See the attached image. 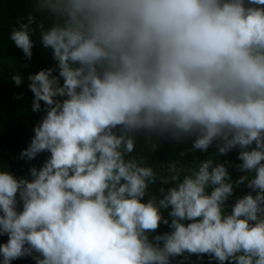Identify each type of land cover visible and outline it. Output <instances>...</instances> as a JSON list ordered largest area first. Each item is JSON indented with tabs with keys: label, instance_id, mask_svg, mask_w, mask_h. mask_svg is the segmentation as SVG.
Here are the masks:
<instances>
[{
	"label": "clouds",
	"instance_id": "1",
	"mask_svg": "<svg viewBox=\"0 0 264 264\" xmlns=\"http://www.w3.org/2000/svg\"><path fill=\"white\" fill-rule=\"evenodd\" d=\"M39 7L56 21L39 27L59 71L28 76L32 110L42 101L46 114L20 155H50L30 168V180L0 171V235L8 237L0 264L25 256L35 264H170L185 253L264 264V0H39ZM33 21L29 15L10 33L28 59ZM140 131L177 141L194 135L200 151L218 142L221 155L239 148L236 167L254 174L235 183L255 195L226 214L233 183L211 158L183 177L175 164L158 177L129 155ZM158 178L176 186L145 202ZM169 208L170 222L161 211ZM162 223L171 231L150 240Z\"/></svg>",
	"mask_w": 264,
	"mask_h": 264
},
{
	"label": "trees",
	"instance_id": "2",
	"mask_svg": "<svg viewBox=\"0 0 264 264\" xmlns=\"http://www.w3.org/2000/svg\"><path fill=\"white\" fill-rule=\"evenodd\" d=\"M247 4V0H245ZM29 15L34 17L33 23L29 25V35L32 40V57L24 56L23 51L18 48L10 39V33L14 28H19L21 23H28ZM53 15L47 10H41L39 0H0V171H7L17 179L23 177L32 179L30 168L39 169L47 160L50 153L45 151L39 153L35 159L26 160L21 158V151L25 149L34 136V127L46 114L45 105L41 101V110H32L33 93L28 88L30 81L28 76L41 69H53V75L58 76L57 61L53 57V50L45 47L42 43L41 28H50L55 23ZM19 75L22 78L20 85H16L13 76ZM62 83V79H61ZM58 99H63L58 97ZM117 133L119 130H116ZM135 151L130 156L142 159L144 164L153 167L158 177L167 176L168 166L175 164L181 170V177L189 172L191 168L197 169L200 162L209 158L214 163H224L228 169L233 183V194L224 205L226 214L231 212L232 205L243 195L252 192L246 185H236V180L241 175H253L254 173H242L236 165L242 163L238 159L239 148H235L226 155H221L217 151L216 144H213L207 151L195 150L192 148L195 136H188L179 141L172 139L168 134L159 135L140 131L134 134ZM252 145L250 147H254ZM176 181H169L162 184L158 178L156 183L149 185L143 200L146 202L152 195L161 197L159 189L176 186ZM211 191V187L207 189ZM255 195V192H252ZM17 210L22 209V202L17 196ZM169 209H162L164 217H168ZM188 223V221H184ZM171 229L163 223L155 233L149 234L151 240L153 236L170 232ZM7 235H0V243L6 242ZM33 255H38L33 253ZM11 264H35L31 256H25L11 261ZM170 264H219L208 255L198 257L185 253L183 256H176L170 260ZM228 264V262H226Z\"/></svg>",
	"mask_w": 264,
	"mask_h": 264
}]
</instances>
